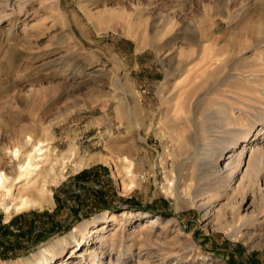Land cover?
Masks as SVG:
<instances>
[{
  "label": "rangeland",
  "instance_id": "1",
  "mask_svg": "<svg viewBox=\"0 0 264 264\" xmlns=\"http://www.w3.org/2000/svg\"><path fill=\"white\" fill-rule=\"evenodd\" d=\"M262 40L264 0H0L5 171L17 149L23 164L24 137L39 139L41 128L59 162L42 207L8 214L0 206V264H39L61 239L69 243L54 250L58 264H87L100 235L103 264H264V155L250 177L243 163L234 182L242 188L208 217L204 197L180 187L177 200L170 187L187 175L181 162L196 136L214 134L219 112L257 130L249 153L264 151L254 117L264 114ZM72 65L83 74L74 78ZM185 113L195 117L176 124ZM125 157L129 178L117 172ZM24 183L9 187L16 195ZM123 211L155 223L118 219L100 231L105 216ZM86 222L94 224L78 258L73 234Z\"/></svg>",
  "mask_w": 264,
  "mask_h": 264
},
{
  "label": "bare ground",
  "instance_id": "2",
  "mask_svg": "<svg viewBox=\"0 0 264 264\" xmlns=\"http://www.w3.org/2000/svg\"><path fill=\"white\" fill-rule=\"evenodd\" d=\"M211 65H214V62ZM72 66L71 72L74 78L83 74V70H81V68L76 67L75 65ZM205 71V69L201 71V77ZM186 108L188 109V107ZM185 115L186 116L183 119L181 117L179 120H176V124L184 123L188 125L191 119L193 120V117H195H191L190 115L187 116L186 113ZM254 117L260 122L259 126H262L258 130V133H256L258 136L263 133L264 114L258 112L254 115ZM215 121L214 128L208 132V134H214H209L210 136H207V130H204L201 135L196 136L197 147H193V149L190 147V150L183 158L181 168L185 169V167H188L187 175L184 177L183 175H179V178L177 179L174 178V176L172 177L173 179L170 178V182L173 180V182L170 183L172 194L177 200L182 199L181 193L179 192L180 187L184 188V195H191L193 199L201 197L205 198L206 202L202 203L200 206V209L205 211V217H208L212 212L210 208L209 209L211 211H209L208 207L212 206L216 201H219L224 197L232 198L240 191L243 183L241 181H237L238 185L234 187V182L236 178H238L243 163L248 164L246 175L250 177L252 174L251 168L256 170L260 165H262V157L264 155L263 149L259 147L256 149L253 148L250 153V147L246 150L251 134L255 133L257 130L254 131L252 127H239V121L234 114H230L225 111L219 112L215 117ZM39 131L40 138L37 140L33 139L31 136H28L27 138L24 137L23 155H26V160L23 164H20V150L17 149L11 152L12 155L15 154V156L10 162L12 170L9 173L5 171L7 164L2 162L1 155L3 150L0 149V206L1 208H4L8 214L42 207L46 204L48 180L58 175L57 171L59 162L50 157L51 145L54 143L53 137L51 135H47L46 129L44 128L39 129ZM241 140L242 143L245 144H242L243 147L241 151L237 153L236 148ZM124 159L123 167L121 169L117 168V172L121 171L127 178H129L133 176V167L131 164L130 166L127 165V163H129L127 157ZM12 182H14L15 187L25 182L23 184V189H20V187L16 189V195L13 193L14 188L9 187ZM139 217L147 218L149 217V214L132 211L129 213L123 211L119 214L114 213L108 217L105 216L103 218L104 223L102 224L100 231L107 229V224L116 222L118 219H122V226H125L129 219ZM149 218L151 219L152 224H154L156 216H150ZM93 224L94 223L86 222L81 226L79 234H73V238L76 239V244L71 248V250L73 251V255L77 253L78 258L82 253L81 250H78V247L86 246L88 244V234L90 233L89 230ZM118 230L119 229H117L116 232H118ZM240 230L241 227L236 229L237 232ZM91 233H99V231H92ZM136 233L138 232L136 231ZM141 239L142 237H135L132 240L140 241ZM112 241H115V236H113ZM68 243L69 241L65 239L54 241L49 247L39 253V264H58L59 262L57 260L60 256H58L59 254H55L54 250L59 249L60 254H62L67 248ZM99 244L101 246L105 244V239L102 235H100V239L94 249V252L92 253L93 259L87 264H103L98 254V251L101 249ZM20 264H27V262L22 261Z\"/></svg>",
  "mask_w": 264,
  "mask_h": 264
},
{
  "label": "crops",
  "instance_id": "3",
  "mask_svg": "<svg viewBox=\"0 0 264 264\" xmlns=\"http://www.w3.org/2000/svg\"><path fill=\"white\" fill-rule=\"evenodd\" d=\"M140 110H141V113H142V112H143V111H142L143 109L141 108V106H140Z\"/></svg>",
  "mask_w": 264,
  "mask_h": 264
}]
</instances>
